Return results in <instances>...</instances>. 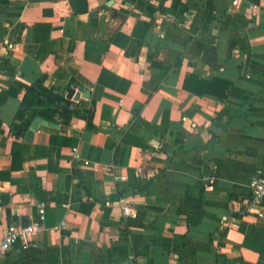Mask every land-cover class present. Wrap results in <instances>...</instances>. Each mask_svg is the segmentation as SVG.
I'll use <instances>...</instances> for the list:
<instances>
[{"label":"crops","instance_id":"1","mask_svg":"<svg viewBox=\"0 0 264 264\" xmlns=\"http://www.w3.org/2000/svg\"><path fill=\"white\" fill-rule=\"evenodd\" d=\"M85 1L0 0V237L46 203L0 264H264V216L237 211L264 173V0ZM192 71L228 80L226 97L184 89ZM16 83L91 108L92 124L57 109L11 135Z\"/></svg>","mask_w":264,"mask_h":264},{"label":"trees","instance_id":"2","mask_svg":"<svg viewBox=\"0 0 264 264\" xmlns=\"http://www.w3.org/2000/svg\"><path fill=\"white\" fill-rule=\"evenodd\" d=\"M258 2L259 0H250ZM74 8L75 13L77 11L84 12L87 10V4L85 0H78L76 5L74 0H70ZM230 82L222 77L214 76L206 79L200 76L197 72L192 71L186 74L183 81V88L196 95H210L216 98H225L226 92ZM18 87H23L26 90L22 98L21 105L15 115L14 121L10 125V134L19 137L24 135L26 131V125L23 120L26 118L27 122L32 120L36 116H40L46 120H51L53 112L57 109L80 117H87L89 124H92V109L86 110V114H81L78 105H74L69 99L53 93L51 89L46 88L40 83L23 84L16 83ZM17 86L12 85L8 89V93L14 95ZM92 104V103H91ZM134 121H138L143 126H149L147 121L140 119L139 110L134 112ZM121 134L135 135L133 126L129 125L126 128L121 129ZM157 144V143H156Z\"/></svg>","mask_w":264,"mask_h":264},{"label":"built area","instance_id":"3","mask_svg":"<svg viewBox=\"0 0 264 264\" xmlns=\"http://www.w3.org/2000/svg\"><path fill=\"white\" fill-rule=\"evenodd\" d=\"M232 3L236 5L238 0H233ZM204 178L206 179L203 183L204 189L211 190L213 188V178L209 176ZM248 185L251 193V200L242 208H238V213L242 215L256 207L259 208L258 215L264 216V211L260 206L264 200V173H253L249 178ZM136 202V195L133 193L120 196L116 201L121 209L122 215L126 218L136 215ZM45 208L46 203L44 201H39L37 203V215L34 218L25 224H11L5 229L3 235L0 237V261L14 244L21 243L23 248L30 245V240L36 237L43 228Z\"/></svg>","mask_w":264,"mask_h":264},{"label":"water","instance_id":"4","mask_svg":"<svg viewBox=\"0 0 264 264\" xmlns=\"http://www.w3.org/2000/svg\"><path fill=\"white\" fill-rule=\"evenodd\" d=\"M78 90H79L80 92H84V91H85L84 86L79 85ZM78 95H79V94H76L75 98H77ZM86 96H87V93H85L84 97H86ZM39 122L42 123V124H46V121H45V120H41V121H40V119L35 118L34 121H33V123H32V125H31V130L28 132V135H29V136L32 134V131L36 128V125H37Z\"/></svg>","mask_w":264,"mask_h":264}]
</instances>
